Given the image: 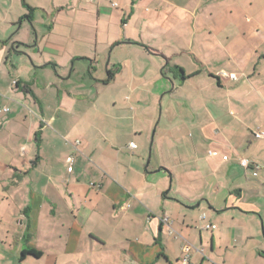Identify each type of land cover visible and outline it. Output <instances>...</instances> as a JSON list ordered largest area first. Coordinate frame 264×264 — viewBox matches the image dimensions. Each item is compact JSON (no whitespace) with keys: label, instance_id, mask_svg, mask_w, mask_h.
Listing matches in <instances>:
<instances>
[{"label":"crops","instance_id":"obj_1","mask_svg":"<svg viewBox=\"0 0 264 264\" xmlns=\"http://www.w3.org/2000/svg\"><path fill=\"white\" fill-rule=\"evenodd\" d=\"M258 130L264 0H0V264H264Z\"/></svg>","mask_w":264,"mask_h":264},{"label":"built area","instance_id":"obj_2","mask_svg":"<svg viewBox=\"0 0 264 264\" xmlns=\"http://www.w3.org/2000/svg\"><path fill=\"white\" fill-rule=\"evenodd\" d=\"M92 1V0H90ZM113 6H117L116 3L113 2ZM232 78L236 79V77L234 75H232ZM5 111H8V109H4ZM254 136L256 138H259V139H264V131L263 130H258L256 132H254ZM130 147L132 149L136 148V145L135 143H131L130 144ZM224 160H228V157L225 156L224 157ZM240 164L242 167L244 168H249L250 165H251V161L248 159V158H241L240 159ZM254 176H258V173L257 172H254ZM163 222L168 225L169 227V231L170 233H174V230L171 228V224H170V221L168 218H164L163 219ZM216 226L215 225H206L203 229H206V230H210V229H215ZM192 249V246L190 244H187L185 247H184V250H185V256L181 259V264H192L191 261H190V256L188 254V252ZM203 250L199 249L198 252L202 253Z\"/></svg>","mask_w":264,"mask_h":264},{"label":"rangeland","instance_id":"obj_3","mask_svg":"<svg viewBox=\"0 0 264 264\" xmlns=\"http://www.w3.org/2000/svg\"><path fill=\"white\" fill-rule=\"evenodd\" d=\"M30 25H31V23H30ZM49 25L51 26V24H50V23H49V24H48V23H46L44 28L50 27ZM31 27H33V25H32ZM32 29L34 30V27H33Z\"/></svg>","mask_w":264,"mask_h":264},{"label":"trees","instance_id":"obj_4","mask_svg":"<svg viewBox=\"0 0 264 264\" xmlns=\"http://www.w3.org/2000/svg\"><path fill=\"white\" fill-rule=\"evenodd\" d=\"M29 21H31V15L30 16H27V18ZM38 255V254H37Z\"/></svg>","mask_w":264,"mask_h":264}]
</instances>
